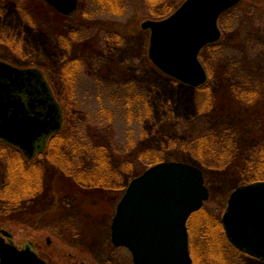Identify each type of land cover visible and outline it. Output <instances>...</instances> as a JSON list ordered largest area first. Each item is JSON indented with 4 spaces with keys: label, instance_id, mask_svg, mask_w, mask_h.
Here are the masks:
<instances>
[{
    "label": "rangeland",
    "instance_id": "obj_1",
    "mask_svg": "<svg viewBox=\"0 0 264 264\" xmlns=\"http://www.w3.org/2000/svg\"><path fill=\"white\" fill-rule=\"evenodd\" d=\"M170 1H176L174 12L184 0ZM19 2H22V11H19ZM121 2L124 10L121 15H115L100 13V5L95 0H78L76 11L64 18L45 0H0V57L21 64L38 54L41 60L46 61L49 72L47 79L64 109L61 133L65 143L71 141L77 146L103 148L105 158H108V164L105 165L111 175L106 184L94 187L98 184L89 182L84 185L78 178L88 173L91 155L77 153L82 147L75 149L74 154L67 146H60L59 149L54 146L58 141L56 138L47 153L35 162L24 161L38 168L37 172L42 178L40 195L43 196L13 205L0 217L1 226L10 225L17 232H30L32 227L37 229L41 221L42 224L53 221L54 225L62 226L63 223L68 225L81 219L82 226L74 227V231L69 230L70 235L65 236L67 240L57 239L48 233L62 254H67L64 264H74L73 256L68 253L83 245L88 251L87 255L79 251L80 258L77 259H89L92 264H131V256L125 247L114 250L110 245V222L130 180L154 161L176 159L201 166L209 190V199L204 204L220 217L231 192L237 186L244 185V177L237 173L243 168L244 159L235 162L230 170H216V162H210L206 167L192 153L190 142L197 131L214 135L217 141L223 137L220 128L224 118L217 122L210 120L214 111L207 107V97H203L200 89L180 85L157 69L147 57L150 32L143 29L141 23L146 19H164L172 12L159 19L147 18L149 5H145L142 0ZM261 3L264 0H241L239 8L244 7L249 11L240 10L238 13L240 16L235 22L236 29L229 33L231 40L224 52L215 57L211 52L208 54L206 50L203 51V58L205 61L208 59L207 65L212 72L209 81L212 91L223 83L224 79H220V76L223 78L224 74L228 75L226 77L232 86L245 79L244 67L248 66L242 64V55L249 47L243 42L247 33L244 27L254 20L255 25L260 24L258 5ZM50 16L53 25L46 26ZM240 21L241 26L238 25ZM34 22L36 26H33ZM252 31L251 37L255 38V29ZM58 32L69 35V45L65 44L66 39L57 35ZM257 50L251 55L258 59ZM77 56L80 59L77 64L70 65L77 66L76 69L66 75L68 67L64 63ZM246 87L249 89V86ZM260 90H264V87ZM262 94L258 96L260 103L256 109H237L230 124L238 127L234 133L236 142L249 150H254L259 144V140L252 135L264 118ZM211 123L216 126L215 129L210 128ZM3 152L6 155L0 157V188L1 166L11 167L14 158L8 154L12 152ZM144 152L151 156L140 157ZM132 160L135 163L129 168ZM126 163L128 167L124 169ZM33 201L37 202L38 217L47 214L46 218L37 219L36 225H33ZM40 201L45 202L39 204ZM5 217L14 218L10 219L14 223ZM50 217L51 220H47ZM200 217L194 215L192 224L201 220ZM26 224L31 227H25ZM27 232L18 233L26 235ZM53 232L52 235L57 234L58 230ZM201 241L199 234L194 231L192 243L196 264H225L221 256H213L208 252L207 243L203 246ZM242 262L264 264V260L248 255L242 256Z\"/></svg>",
    "mask_w": 264,
    "mask_h": 264
},
{
    "label": "water",
    "instance_id": "obj_2",
    "mask_svg": "<svg viewBox=\"0 0 264 264\" xmlns=\"http://www.w3.org/2000/svg\"><path fill=\"white\" fill-rule=\"evenodd\" d=\"M45 1L67 15L78 3ZM240 1L184 0L164 19L144 20L141 27L150 32L148 58L181 83L204 84L207 73L198 54L219 40V16ZM48 113L52 123L46 120ZM60 120L59 105L44 76L0 61V138L14 143L21 139L24 145L20 146L31 157L43 147H35L33 142L58 131ZM208 199L209 190L198 166L167 160L153 164L125 188L111 219V242L126 247L133 264H192L187 221ZM221 222L236 248L264 260V180L237 186L229 195ZM31 264L43 263L33 259Z\"/></svg>",
    "mask_w": 264,
    "mask_h": 264
},
{
    "label": "trees",
    "instance_id": "obj_3",
    "mask_svg": "<svg viewBox=\"0 0 264 264\" xmlns=\"http://www.w3.org/2000/svg\"><path fill=\"white\" fill-rule=\"evenodd\" d=\"M142 1L144 4L146 3L149 5V9L147 8L149 12L147 18L151 17L153 19H159L164 15L171 13L175 9L176 5V1L171 2L170 0ZM95 2L101 7H99V9H101L100 13L121 15L124 10L121 0H95ZM240 3L220 15L218 23L223 32L220 39L204 46L199 53V59L205 69L209 72V75H211L212 72L207 65L208 59L205 61L203 58V51L206 50L208 54L211 52V55L215 57L220 56L222 52H224L225 46L228 45L231 40L229 33L236 29L237 23L235 22L237 21L238 16H240L238 13H240V10L245 12L249 11L244 7L240 9ZM258 7V10H262L264 12V3H261ZM241 21L243 24L244 18ZM241 21L238 24L239 26H241ZM255 21L256 20L253 22L251 21L253 25H251V23L249 26L244 27L247 33L243 42L244 44H248L249 47V50H246V52L242 55V64L245 66L253 64L255 59V57L251 55L252 52L255 53L257 48L256 39L251 37L252 32H254L252 29H255L257 26L255 25ZM226 76L228 75L224 74L223 78L220 76V79H224V81L221 85H218L217 88H215V91H212L210 88L211 83L209 81L212 78L211 76L209 77L208 83L198 86L201 94H203V97H207V107L214 111V116L210 120L217 122L218 119L222 118L223 120L224 118V124L221 125L220 128L221 131H223V137H220L221 139L217 141L214 135L204 134L197 131V134H194V137L190 142L192 153L202 163V165L206 167L209 166L207 164H210V162H216V164H214L216 170L226 168L230 170V167L235 164V162L237 163V161L244 159L245 162L243 168L237 171L240 177H244L243 184L264 180V118L262 124L255 131V134L252 135V137L259 140V144L254 150H249L248 147L239 146L234 137V133L238 130V127L230 126L233 113L235 114L238 111L237 109L244 108L248 111L256 109L257 104L260 103L258 100L259 94L263 93L262 95H264V90H260V88L264 87V84H261L262 86L259 85L258 80L260 76H244L245 79L239 80L238 85L232 86V83L229 82L230 79ZM245 85L249 86V89ZM261 105L264 107V98L261 100ZM209 126L212 129L216 128V126H213L212 123ZM56 138L58 141H56V145L54 146H57L59 149L60 146H67L73 154L76 152L75 149H80L82 147L81 145L77 146L73 144L74 142L71 141L69 143H65L64 136L61 131L55 133L51 137L49 147H51L53 140H56ZM82 148L83 149L77 153L86 152L91 155L92 160L88 167V173L81 176V178H78V181H81L84 185L89 182H93L95 184L97 183L98 185H95L94 187L106 184V181L110 179L108 176L111 175V173L108 171L106 166L108 164V158H105V149L92 148L90 145L89 147L84 145ZM4 155L6 154L0 147V157H3ZM141 156L150 157L151 154L144 152L140 155V157ZM24 161L26 160L18 155L16 157L14 156L11 167H7L6 165L1 166L2 187L0 188V217L4 216L2 213L7 208L17 205L22 201L33 200L38 197L42 191V178L39 171L37 172L38 168L35 167V165H28L27 162L25 163ZM47 161L49 160L47 159ZM157 161H154L150 165L156 163ZM133 163H135L133 160L129 162V168L133 166ZM126 165L127 163L125 164L124 169H127L128 166ZM147 167H145V169ZM209 168L213 169L212 167ZM35 172H37L36 175L33 174ZM30 182H32V185H30ZM4 186L5 189L3 190ZM194 215L201 216V220L197 223L195 222V225L192 224L191 221ZM187 227L193 264L197 263V259L194 257L195 253L193 251L194 248L192 243V234L194 231L199 234L203 246L207 243V246H205L208 247V252L213 254V256H221L225 264H244L242 262V256L245 254L235 248L227 239L222 227L220 215L212 209H208L205 204L203 205V208L191 214ZM201 260H203L202 257Z\"/></svg>",
    "mask_w": 264,
    "mask_h": 264
},
{
    "label": "flooded vegetation",
    "instance_id": "obj_4",
    "mask_svg": "<svg viewBox=\"0 0 264 264\" xmlns=\"http://www.w3.org/2000/svg\"><path fill=\"white\" fill-rule=\"evenodd\" d=\"M17 5L19 8V11H22L21 10L22 2H19ZM50 6H52V5L50 4ZM52 9L58 15H63L62 17H64V16L66 17L68 15H71V14L67 15V14L61 13L57 9H55V7H53V6H52ZM258 11L261 14L260 15L261 18H259L260 24L257 25V27H255V33H256L255 39L257 42V49H258L257 53H258L259 57H258V59L255 58L254 63L249 65L248 68H245V71L243 72V76H260L258 83H259V85H261V84H264V77H262V76H264V59H262L263 55H264V33H262V31L264 32V24H263L264 12L262 10H258ZM1 12H2V8L0 6V13ZM26 15H27V13H26ZM28 21L30 22L31 20H28ZM45 24H46V26L53 25V19L51 16H50V19L47 18ZM33 26H36L35 22L33 23ZM219 28H220V26H219ZM145 30L148 31L147 29H145ZM220 30H221V28H220ZM222 33L223 32L221 30V35H222ZM57 35L59 37L66 39L68 43L65 42V44L69 45V40H68L69 35H67L63 32H60V33L58 32ZM64 39H62V41ZM148 43H149V39H148ZM147 57H148V51H147ZM79 60L80 59L77 56V58L73 57L72 59H70L64 63V65H66L68 67L66 75L69 74L70 71H73L74 69H76V67H77V66H71L70 67L71 63L77 64V62ZM0 61L6 63L7 65H9L11 67H16V68H19L21 70H27V71H33L34 70L36 73H38V75L44 76V79H45V81H46V83H47V85H48V87H49V89L53 95V98L56 100V102L59 105V110L61 113L60 129L58 131H54V132L49 133V135H47L44 140L41 138L35 140L33 142V146L39 147V148L41 146H43V147H41L40 149L35 151V153L31 157H28L25 153L24 148L20 146L22 144L24 145V143L21 141V139H18V138L14 139V140H16L15 141L16 143H14V142L8 141L5 138H0V147L3 150H8V151L13 153V154L8 153V154L15 156V157L19 155L20 157L24 158V160H26V161L35 162L37 158H39L41 155H44L47 153V151L49 149L51 137L55 133H58L59 131H61L63 117H64V109L62 108L61 104L58 102V99L55 96L53 89H52V87H51V85L47 79L48 78L47 76L49 74V72L47 71L48 64L46 63V61L41 60L38 54H36L35 58L32 57V58L24 61L21 64H14V63L10 62L9 60H6L5 58H2V57H0ZM72 67H74V68H72ZM206 72H207L206 83H208L210 75H209V72L207 70H206ZM170 78L175 80V81H178L177 79H174L172 77H170ZM178 83L180 85H184V86H191L188 84L181 83L180 81H178ZM191 87L198 88V86H191ZM60 107H61V109H60ZM48 114H49V116H48V118L46 117V120L48 119L51 122V118H53V116L50 113H48ZM53 123H54V121H53ZM40 196L42 197L43 195H40ZM34 199L36 200L37 198H34ZM43 202H45V201H40L39 204L40 203L42 204ZM24 203H26V201H22L17 205H21ZM37 208H38L37 202L33 201V215H35V217H33V225H36L37 219H40L42 217L46 218V215H47V214L46 215L41 214L40 217H38ZM50 215H52V213ZM5 218L9 222L11 221V223H14V221L10 220V219L14 220V218H10V219L8 217H5ZM47 220H51V217L47 218ZM77 221H78L77 223L73 222V223H70L68 225L63 223V224H61L62 226H60L59 224L54 225L53 221L47 222V224L46 223L42 224V221H41V223L39 224V227H37V229H33V227H32V230L30 232L20 230L23 232H27L26 235H25V233L19 234L18 232H20V231L17 232V230H13L14 227H12L10 225H5V226L0 225V264H16L17 262L18 263L21 262L23 264H31V263H33V259L39 260L43 264H64L65 257L67 256V254H62V251L58 247V244H55V242H52L49 235H51L52 237L55 236L57 239L60 238L62 240H67V238L65 236H66V234L68 236L70 235L69 230L74 231V229H73L74 227L79 228L80 226H82L81 224L83 222L81 221V219H78ZM80 221H81V223H80ZM24 226L27 227L29 225L26 224ZM66 226H68V228H65ZM29 227H31V226H29ZM54 230L55 231L58 230V232H56L57 234L52 235L54 233L53 232ZM48 233H49V235H48ZM33 234L35 236H33ZM74 237H75V235H74ZM23 238H24V240H22ZM109 240H110V245L112 247H114V250H116L118 247H115L112 244L110 235H109ZM15 251H17V253H15ZM79 251H82L84 255H87L86 252H88V251H86V248L84 245L81 248H74L72 250V252L68 253L70 256H73V258H74L72 263L75 264L78 261L76 264H92V262H90L89 259L88 260L77 259V258H80L79 257ZM89 255L87 257H89ZM53 257L55 259H53ZM130 261H131V264H133L132 258L130 259ZM192 261H193V259H192Z\"/></svg>",
    "mask_w": 264,
    "mask_h": 264
},
{
    "label": "bare ground",
    "instance_id": "obj_5",
    "mask_svg": "<svg viewBox=\"0 0 264 264\" xmlns=\"http://www.w3.org/2000/svg\"><path fill=\"white\" fill-rule=\"evenodd\" d=\"M110 233V232H109Z\"/></svg>",
    "mask_w": 264,
    "mask_h": 264
}]
</instances>
